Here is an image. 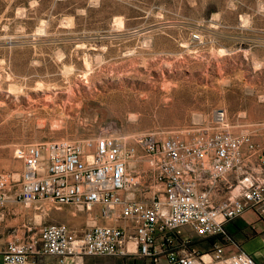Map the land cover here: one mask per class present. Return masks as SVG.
<instances>
[{
    "label": "rangeland",
    "instance_id": "obj_1",
    "mask_svg": "<svg viewBox=\"0 0 264 264\" xmlns=\"http://www.w3.org/2000/svg\"><path fill=\"white\" fill-rule=\"evenodd\" d=\"M216 110L226 116L219 130L254 148L218 183L222 194L264 191V0H0V174L22 171L16 151L28 145L113 138L135 149L126 175L139 201L162 189L139 139L196 143L218 130ZM91 221L122 226L96 210L8 203L0 207V252L36 238L41 225L65 224L76 237ZM212 240L191 237V246L209 251ZM242 250L259 263L264 241Z\"/></svg>",
    "mask_w": 264,
    "mask_h": 264
},
{
    "label": "built area",
    "instance_id": "obj_2",
    "mask_svg": "<svg viewBox=\"0 0 264 264\" xmlns=\"http://www.w3.org/2000/svg\"><path fill=\"white\" fill-rule=\"evenodd\" d=\"M213 117L218 130L193 144L148 134L139 139L143 158L162 185L139 201L126 175L135 149L123 151L116 139L20 148L15 158L23 163L22 172L0 174V207L40 201L87 211L98 207L102 219L120 220L122 226L92 225L73 237L65 224L41 225L36 238L9 241L0 264H82L89 257L128 256L146 264H258L227 238L225 225L248 211L264 223L263 189L251 185L240 196L226 198L218 187L244 166L243 151L252 156L254 148L248 139L219 130L225 124L223 110ZM191 237L213 239L210 250L192 248Z\"/></svg>",
    "mask_w": 264,
    "mask_h": 264
},
{
    "label": "crops",
    "instance_id": "obj_3",
    "mask_svg": "<svg viewBox=\"0 0 264 264\" xmlns=\"http://www.w3.org/2000/svg\"><path fill=\"white\" fill-rule=\"evenodd\" d=\"M225 231L230 237L229 239L232 243L239 246L241 250L245 243L254 238H261L264 241V223H262L251 211H248L241 217L227 223L225 225ZM257 254L261 256V261L259 263L255 258H252L258 264H264V253L262 254V252H257ZM66 264H72V262L67 260ZM160 264L165 263L164 261H161Z\"/></svg>",
    "mask_w": 264,
    "mask_h": 264
},
{
    "label": "bare ground",
    "instance_id": "obj_4",
    "mask_svg": "<svg viewBox=\"0 0 264 264\" xmlns=\"http://www.w3.org/2000/svg\"><path fill=\"white\" fill-rule=\"evenodd\" d=\"M258 64H259V63H258ZM259 68H260V67H259ZM69 74H70V73H69ZM87 79H88V78H87ZM69 80H70V79H69ZM47 90H48V89H47ZM12 91H16V88H15V89H14V88H13V89L11 88V90L9 91V93L14 94ZM19 91H20V90H19ZM16 92H17V91H16ZM49 92H50V91H49ZM48 95H49V94H48ZM50 95H51V94H50ZM51 100H52V99H51L50 96H46V98H45V101H46V102H50V103H51ZM223 112H224V111H223ZM224 114H225V112H224ZM200 118H201V117H200ZM133 120H135V119L133 118ZM224 121L226 122V116H225V120H224ZM221 126H222V128H223V127H225V124H223V125H221ZM51 143H52V142H51ZM68 143H69V142H68ZM122 147H123V145L121 144V148H122ZM123 151H124V149H123ZM123 153H124V152H122V154H123ZM134 156H135V155H134ZM134 156H133V157H134ZM133 157H131L130 159H132ZM129 161H130V160H128V162H126V165H127V166H128ZM130 167H131V169H133V168H134V163H131V164H130ZM21 172H22V171H21ZM21 172H20V173H21ZM128 188H129V187H128ZM129 197L131 198L132 195H129ZM41 202L44 203V202H48V201H40L39 203H41ZM97 208H98V207H97ZM97 208H95V209H92V208H91L90 210H88V212H95V210L99 212V209H97ZM79 209H80V208H79ZM82 210H85V209H82ZM92 225H98V224H96V222L91 221V222H90V226H92ZM128 248H129L130 250H133V244L129 243V244H128Z\"/></svg>",
    "mask_w": 264,
    "mask_h": 264
}]
</instances>
